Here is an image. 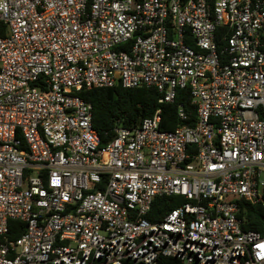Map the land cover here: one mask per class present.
Listing matches in <instances>:
<instances>
[{
  "label": "built area",
  "instance_id": "2783aa9c",
  "mask_svg": "<svg viewBox=\"0 0 264 264\" xmlns=\"http://www.w3.org/2000/svg\"><path fill=\"white\" fill-rule=\"evenodd\" d=\"M117 85L188 88L196 121L165 131L159 109L101 147L81 94ZM251 206L264 0H0V264H264Z\"/></svg>",
  "mask_w": 264,
  "mask_h": 264
},
{
  "label": "trees",
  "instance_id": "16d2710c",
  "mask_svg": "<svg viewBox=\"0 0 264 264\" xmlns=\"http://www.w3.org/2000/svg\"><path fill=\"white\" fill-rule=\"evenodd\" d=\"M81 96L93 107V128L100 138V146H106L115 137L119 127L135 129L144 119L151 118L160 109L162 116L161 128L173 131L184 123L192 125L196 121V107L192 104L190 90H178L174 103L160 104V94L154 88L126 89L121 85L114 88L92 89L82 92ZM183 108L188 120L179 118V109ZM184 203L179 196L161 197L155 199L152 210L147 217L150 221L162 220L169 212ZM250 223L248 229L264 230V208L251 206L248 212ZM24 232L25 225L12 222ZM20 233V232H19ZM20 234H13L18 238ZM162 264H180L177 259L164 258Z\"/></svg>",
  "mask_w": 264,
  "mask_h": 264
}]
</instances>
